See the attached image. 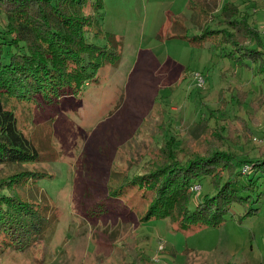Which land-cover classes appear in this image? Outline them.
<instances>
[{"label": "rangeland", "instance_id": "rangeland-1", "mask_svg": "<svg viewBox=\"0 0 264 264\" xmlns=\"http://www.w3.org/2000/svg\"><path fill=\"white\" fill-rule=\"evenodd\" d=\"M100 1L84 11L94 13L98 43L114 34L117 62L101 65L77 94L31 106L50 120L48 133L31 130L34 113L18 104L21 128L45 155L26 165L45 177L11 186L38 198L42 190L53 214L35 244L5 248L0 264H264V174L256 211L247 214L249 202L233 201L221 223L195 229L177 228L170 216L141 218L152 193L142 196L136 183L108 194L166 161L211 151L241 160L264 153V0H234L235 17L245 16L260 38L244 41L255 59L229 56L211 41L160 35L168 12H183L188 32H197L188 0ZM219 11L204 24L224 26ZM6 20L0 11V27ZM11 172L0 165V177ZM227 173L198 179L188 205L214 193Z\"/></svg>", "mask_w": 264, "mask_h": 264}, {"label": "trees", "instance_id": "trees-1", "mask_svg": "<svg viewBox=\"0 0 264 264\" xmlns=\"http://www.w3.org/2000/svg\"><path fill=\"white\" fill-rule=\"evenodd\" d=\"M86 4L99 6L101 1L0 0V11L7 18L0 27V165L12 170L0 177V252L7 247L23 250L35 244L44 235L53 214L42 190L38 191V198L19 193L11 186L13 181L35 183L45 177L43 171L26 165L45 160V155L21 128L18 104L34 113L29 117L23 111L31 130L48 133L50 120L41 118L40 111L35 113L31 106L54 104L62 95L77 94L84 83L96 79L101 65L115 64L119 59L114 34L107 33L109 40L105 44L94 39L99 30L94 13L84 11ZM187 6L189 20L198 31L189 33L183 16H170L169 37H180L193 45L211 41L222 50L225 48L224 53L229 56L256 58L247 53L253 48L245 46L244 41L247 37L257 41L260 38L245 16L235 17L240 13L236 3L226 0L221 5L220 14L225 22L222 27L204 24L214 16L217 0H188ZM241 164V170L233 168ZM226 169L227 177L222 184H216V191L190 207L191 186L207 173H222ZM263 174L264 153L241 160L224 151H211L185 161H166L127 179L123 185L118 184L108 194L116 195L124 191L125 184L136 183L142 196L152 193L141 218L170 216L176 219L177 228L195 229L221 223L233 201L249 202L247 214L256 211L261 196L256 183ZM141 264L147 263L143 260Z\"/></svg>", "mask_w": 264, "mask_h": 264}, {"label": "crops", "instance_id": "crops-1", "mask_svg": "<svg viewBox=\"0 0 264 264\" xmlns=\"http://www.w3.org/2000/svg\"><path fill=\"white\" fill-rule=\"evenodd\" d=\"M226 0H224L223 2H225ZM233 1L234 3H236L234 0H231ZM185 2V1H184ZM223 2L221 3V5L223 4ZM237 4V3H236ZM221 5L219 3V0H217V6L214 8L213 10V15H215V10L219 8V10L221 11ZM238 5V4H237ZM239 7V6H238ZM240 9V8H239ZM220 11H219V14H220ZM182 14H180V12H168L167 15H166V20H165V24L164 26L162 27L161 30H159V33L160 35H165L166 37L168 38H180V37H169L167 35V32L169 31L168 30V27H169V24H170V16H182L183 15V12H181ZM184 16V15H183ZM161 28V27H160ZM198 31V30H197ZM186 72H184L185 74ZM183 74V75H184Z\"/></svg>", "mask_w": 264, "mask_h": 264}, {"label": "built area", "instance_id": "built-area-1", "mask_svg": "<svg viewBox=\"0 0 264 264\" xmlns=\"http://www.w3.org/2000/svg\"><path fill=\"white\" fill-rule=\"evenodd\" d=\"M199 187V183H194L192 186H191V189L192 190H195Z\"/></svg>", "mask_w": 264, "mask_h": 264}]
</instances>
